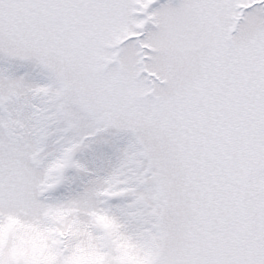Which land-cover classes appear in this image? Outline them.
Here are the masks:
<instances>
[{"label":"snow or ice","instance_id":"obj_1","mask_svg":"<svg viewBox=\"0 0 264 264\" xmlns=\"http://www.w3.org/2000/svg\"><path fill=\"white\" fill-rule=\"evenodd\" d=\"M0 264H264V0H0Z\"/></svg>","mask_w":264,"mask_h":264}]
</instances>
